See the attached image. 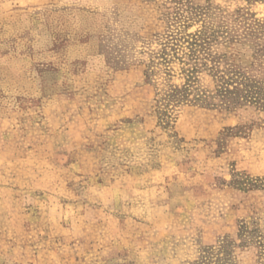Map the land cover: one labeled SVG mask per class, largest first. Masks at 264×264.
<instances>
[{"label":"rangeland","instance_id":"rangeland-1","mask_svg":"<svg viewBox=\"0 0 264 264\" xmlns=\"http://www.w3.org/2000/svg\"><path fill=\"white\" fill-rule=\"evenodd\" d=\"M263 104L264 0H0V264H264Z\"/></svg>","mask_w":264,"mask_h":264},{"label":"trees","instance_id":"trees-1","mask_svg":"<svg viewBox=\"0 0 264 264\" xmlns=\"http://www.w3.org/2000/svg\"><path fill=\"white\" fill-rule=\"evenodd\" d=\"M224 94L226 97L233 95L238 100L245 99V100H249L251 102L261 103L259 101L260 99L256 98L257 96H255L249 90L242 89L241 86L239 85V83L237 86L234 87V90L225 89ZM262 106H264V104Z\"/></svg>","mask_w":264,"mask_h":264}]
</instances>
